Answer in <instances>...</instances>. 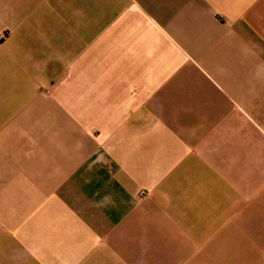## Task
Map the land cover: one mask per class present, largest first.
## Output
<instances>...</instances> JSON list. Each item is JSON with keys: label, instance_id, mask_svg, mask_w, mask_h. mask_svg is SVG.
Masks as SVG:
<instances>
[{"label": "crops", "instance_id": "obj_1", "mask_svg": "<svg viewBox=\"0 0 264 264\" xmlns=\"http://www.w3.org/2000/svg\"><path fill=\"white\" fill-rule=\"evenodd\" d=\"M0 264H264V0H0Z\"/></svg>", "mask_w": 264, "mask_h": 264}]
</instances>
